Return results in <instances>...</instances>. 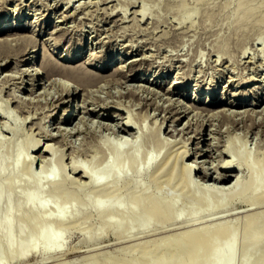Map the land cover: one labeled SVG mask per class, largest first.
<instances>
[{"label":"rangeland","instance_id":"1","mask_svg":"<svg viewBox=\"0 0 264 264\" xmlns=\"http://www.w3.org/2000/svg\"><path fill=\"white\" fill-rule=\"evenodd\" d=\"M33 1L34 0H0V15L7 16V19H12V21H15L16 17L22 14V19L18 22H15L24 23L22 30H19V32H23L22 34L28 33L29 39H32V41L35 40L36 37L40 40L41 43H43L42 41L46 40V47L50 49L52 47V49H54L53 58L58 61V68L59 66L60 68L55 72V75H47L45 73L46 66L42 63L44 59L42 60L41 58L39 64L40 66L42 65L41 68L44 72L42 75L43 80L47 79L46 81L48 82L51 79L57 77L59 73H61L58 77L62 78L63 83L66 82L67 88H69L70 85L71 87H76V81H74L70 77L68 78V76L62 72L61 66L65 67L64 64H68L82 66L88 70L90 69L89 71H91L90 73L92 74V76H88L83 82L92 83L91 81L94 80L93 78L96 77L97 83H95V81L93 85H89L88 89L90 88V90H83L81 86L78 87V91L80 89L81 91L78 93L77 96L73 97L72 101H70L68 105H66L72 110L75 107L76 112H78V115L72 120V123H70L69 125H74L78 121V119L84 114V107L82 105H88V108H91L92 106L93 108H95L96 111H98L99 109L100 110L98 111V113L96 112V114L95 112H93L92 114H89V116L87 115L89 117H87V122L90 124L95 123L94 125H96L97 123L95 121L92 122V120L97 121L99 119L97 121L98 123H100L98 124L100 126L99 129L101 127L104 128H101L102 130L100 129L99 131H97L99 133L95 132L96 134L92 132L87 133L83 130L77 133V135L74 134L69 136L74 140L68 137L67 139H65L64 137H62V135H60L61 131L57 130L58 128H54L55 125L51 126L50 124H48V120L50 119V116L48 117V115H50L49 113H53L54 110H57V114L52 117L51 122H53L59 115L61 116L64 113V110L61 107L56 108V106L58 105V101H56V98H51L50 96L49 98H43V102H40L39 100V102H33L34 104L30 103L26 105L25 108L20 107L21 105L19 106V103H17V99H19L17 95L22 94L24 97H27V93H30L29 90H19V87L21 85V78H16V81L15 79H10L12 82L4 78L6 72H9L10 70V72H13L12 70L19 63V60L18 62H16V57L10 58L9 62L11 67L2 65L0 66V93H2L0 94V110H4V112L7 113V117L5 119L2 118V120H7L8 124L12 127L10 130H6L5 128L3 130L0 127V130H2L0 133V141L3 143V145L0 147V192L2 193L0 199V261L2 262V264H120L119 261H121L122 259L132 261L133 264H161L162 261L168 260L172 261V264H213L214 260H210L212 262L209 261V258L211 259L212 257L211 254L213 250H211L213 244V242L211 243V241L215 240L214 237H218V235V240H220V243L215 242L214 244H221V241L225 243L232 235H234L235 256L233 264H241L242 262H244V260H246L249 264H264V212H261V217H257L258 220H256V222L254 221V219V223L249 224L245 216V213H247L245 210H247V208H243V202L241 201L242 197L250 195L256 188H258L259 191H264V168L261 170L262 172H257V170L262 167V162L264 161L261 160V157L264 156L261 154V151H263L264 154V146L262 145V143L264 142V111L262 110V108L264 109V0H69L70 3L67 2L68 0H35V2ZM54 1H56L55 4ZM47 3H49L50 5ZM87 3L89 6L87 5ZM30 8H32V10ZM124 8L126 9V11ZM141 9L145 11L146 15L139 13ZM122 13L124 16L122 15ZM33 20L38 22L36 23ZM12 21L8 20V23H11ZM35 26H37V28ZM40 28L43 30H41ZM63 32L65 33L63 34ZM49 34L51 35V37ZM58 34L62 36L60 37V35ZM32 36H34L35 38H32ZM58 40L60 43H58ZM55 42L57 45L55 44ZM32 46L33 44L30 46V50L26 52V55L32 52ZM245 49H248L247 53ZM95 51L99 54H97ZM243 51L245 53H242ZM75 52L76 54L82 52L81 58L79 60H64ZM100 54H103V56ZM243 54H246V56ZM6 58L3 59L2 57H0V63L6 61ZM18 58L20 59L21 55H19ZM108 59H110V61L107 63ZM129 59H131V61ZM133 59H135L136 62L134 66L139 67L141 65L139 67L141 68L140 70L133 71L131 67ZM119 60L125 63L124 70L122 71L123 73L125 71V74L123 75L121 72V74H118L111 78L112 75L110 74L116 71L115 68L116 65L119 64ZM246 61L249 64H247ZM244 62V65H247V68L243 65ZM105 64L107 65L105 69L100 70L99 68H97V65L103 66ZM146 67H148L149 69ZM131 72L134 73L133 78L127 79ZM143 72L145 73L144 76L146 78L139 80V75L141 76ZM100 74H109V76H107V79L100 78ZM155 74L158 76L155 77ZM114 77H116V79ZM245 77L248 78V81L246 80L247 82H245L246 84L243 87H239L238 84L241 85ZM2 78L5 80L1 81ZM90 78H92V80ZM124 78L126 80H124ZM149 78L150 82L148 83L147 79ZM102 80L105 81L106 86H108L110 83L112 87H106ZM3 81H5V83ZM2 82L4 86L2 85ZM116 82H118L119 84H117ZM141 82L145 85H143V88L142 85H140L142 84ZM170 82H172V84L176 87L183 86L182 90L180 92L175 91L174 93H165V88H167ZM210 82L217 84L213 93L208 88V86L211 84ZM99 83H102L101 89ZM14 86H17L18 89ZM144 87L149 90H143ZM51 88L50 91L53 90L54 93L59 95V91H55L57 90L56 86L52 85ZM103 88L106 92L103 90ZM153 88L155 89L153 90ZM129 89L136 90L140 93V96L142 97L144 96V94L146 95V93L151 96L154 92L156 93L155 95H157L158 99L160 98L159 101L161 104L165 103L166 99H169L168 101L166 100V103H169L170 101L172 102L176 99L173 103L176 104L177 107H179L180 105V109L189 107L188 110H193L191 111L190 115L183 116L181 119H179V121L177 120L176 122L173 121V118L175 117L173 116V112L161 110L157 107V104H151V101L147 102V100L144 98L128 95ZM245 89L247 90V92L245 91ZM12 90H14V92ZM15 90L18 92L15 93ZM86 90L87 93L85 94H90V96L88 95L90 99H87L85 104V100L83 99L85 96L84 91L86 92ZM157 90L159 92L158 94ZM171 90L173 91V88ZM195 90H197V94L199 95L197 97L195 96V94L191 95V93H193ZM236 90L238 92L241 91V93H236L235 95ZM149 91L151 92L149 93ZM10 92L13 95H16V99L13 98L15 95L12 96ZM37 93L39 92L35 91L33 95ZM116 93H118L119 95ZM212 94L214 95L212 103L210 104L209 102H207L203 104V99L207 96V100L210 99ZM98 95H102L103 97ZM110 95L113 96V100L114 98L116 99L117 96H119L118 99L121 97L120 100L122 99L121 101H124V104L126 106L129 105L128 107L124 105V108L128 109L115 110L113 108H106V110L105 108H102V103L109 100L111 98ZM129 96L130 98H128ZM234 96L236 97V99H234ZM131 98L132 100H130ZM241 98L247 99L243 103L244 106L240 105L239 103V100L241 101ZM91 99L96 100V102L94 100L90 101ZM216 99H221L223 103L219 106L229 108L228 111H231V113L233 112L232 114L234 115L239 109L240 111H243L245 108H250L248 109L249 112L251 113V111H253L254 115H256L257 123L255 125L257 127L255 125L250 126L249 123L251 122L249 121L251 120L248 119L247 112H243L240 113V116L238 114L235 115L236 118L241 117L242 119H236V122L233 123L231 121L230 124L228 123L230 122L229 120L224 119L223 121V119H219L217 117L211 119V123L210 120L209 122H207L208 119H206L202 126V134L196 133V125L200 123V119L203 118V115L206 113L205 111H202L199 107H215L217 106L215 105L214 101ZM230 100H235L232 105H230ZM55 101L57 102V104L55 103ZM89 101L92 103H89ZM97 101L99 102V104ZM46 102L49 105H47ZM16 103L18 106H16ZM35 103L37 105H35ZM41 103L48 106V111H46L45 105L43 106V104ZM93 103H95L96 107ZM178 103L183 104L181 105ZM38 104L41 105L39 106ZM27 106L28 110L26 108ZM192 106L193 108H191ZM39 107L41 108L39 109ZM50 107L52 109H50ZM194 108H196V110ZM21 109H24V111L22 112ZM32 109L33 112H31ZM199 109L202 111L201 118L193 119L191 121V126L187 127L188 123L186 124V121L188 120L189 116L192 117V114L196 111L198 112ZM36 110L38 111V113ZM72 110L70 112H72ZM159 110H161L162 112ZM146 111H149L150 118L147 117L145 120H138L137 118H135L136 115L137 117H140ZM153 111L158 115L155 114L154 116ZM255 111L258 113H255ZM30 112L32 114H35L36 112V116H33L34 114L32 115ZM45 112L46 115L48 113L47 116L44 114ZM108 112H112L113 118L105 116L109 114ZM119 112H122V114H118ZM203 112L205 113L203 114ZM102 113H104V116H101ZM130 113H133L135 116L133 114L129 115ZM42 114L45 117H42ZM25 115L30 116L25 117ZM38 115L41 117H39ZM127 115L133 117L131 118L132 121L136 119V127L133 129L134 131H130L134 134V136L133 134H128L130 132L117 131V128H115V130L116 133L118 132V134H116L115 131L110 130L114 129L113 125L115 126L117 122H122V120L125 121L126 118V120L130 119V117L128 118ZM260 116L262 119H260ZM43 119H45L46 121ZM42 120L44 121V124L42 123ZM157 120L160 123L165 120L166 124L164 123L162 130L164 133H162L164 135V138L166 137V141L170 142V146L175 143H178V145H182L183 143L187 142L188 145L191 146V154L190 156H188V162L197 163L196 161H193L196 158L195 155H197L196 150L199 149L204 152V150L207 148L211 150L213 146V156L210 155V151L204 155L202 154L203 152H201L197 156L198 163H204V166H206L209 171L211 170L210 172H213L214 175L216 174V168H213V166L216 163H221V158L224 155L222 154V151L226 147V142L227 144L229 143L228 140H230V136L233 135L235 137V141L233 143L234 149L230 152L231 156L229 157L224 155L223 158L226 157L227 159L228 157V159H235L236 161L240 162L239 163L235 161L231 163V167H235L234 169H236V176L232 177V180H234L235 182L238 179V184L237 189H235L234 191L225 192L223 191L225 189H223L222 191L225 193H209L200 187L198 188V193L207 196L208 202H198L196 204L199 206V213L196 217H202L200 219V225H203V229H206L209 237V240L206 239L200 247L195 248L192 242H188L185 244V250L182 253L176 252L179 251L176 249L175 252H173L171 255H166L164 252H162L155 256L146 255L145 257H141L140 253H138L137 251L134 252L121 250L120 247L124 244L123 242H125V244H130L132 242L144 241L146 239L161 237L162 235L174 233L179 230L181 231L184 228L186 229V227L194 226H188V223H183V221L190 220L191 215L188 214V208L180 204L181 201L183 202L182 197L175 207L176 213L181 215L183 214L180 218L177 217L176 219H174V222L171 225L162 228L155 227L160 222L155 217H152L148 225L150 226V229L143 232L142 230L145 228V224H141L143 222H146L147 214L142 209V207L137 206V217L135 218L133 215H130L129 211H127L129 208L127 197H123L120 202V207L126 209V216L124 218H121L119 216H113L112 218H110L111 221L107 222L105 219H102L98 216L96 207L94 206H81L77 203H68L65 207H59L56 202L51 199L49 200V198H51L52 196L49 194L50 187L49 184L45 182L44 177L48 173L53 172L58 178H64L65 176L71 175L72 177L79 178L80 175L77 173L75 174L73 172L72 168H70L71 165L69 164V162L72 160L71 156L72 158H74L78 155L75 159H81L82 154L83 156H85L84 158L87 161L85 163V159L83 158V162L86 164V167L89 168L94 175H98L99 173H101L102 168L99 165L88 162V159L86 158L87 155L83 151L86 148H89L90 145H92V142L96 144L98 142V139L100 140L102 134L109 133L107 135H110L113 140H115V138H117V140H120V138H122V140L125 139L123 140L121 145V152L112 151L111 149L108 150L110 162L107 168L109 169V171L112 172L114 168L119 167L120 155L130 153L138 147L139 151L137 153V165L142 166V172L136 175V172H134L133 167L131 165V161L129 159H127L125 162V171H127V174L129 175L135 174L139 182H145L147 170H151V166L146 168L145 159H147V156L158 153L156 147L154 146V141L152 139V132L157 127ZM195 120H197V122ZM213 120L215 121V125L212 122ZM194 121L196 122V124ZM226 121L231 127L227 125ZM45 122L47 123V125H45ZM109 122L112 124H110ZM216 122H218V124L220 125H217ZM102 123L103 125H101ZM137 125H139L140 127ZM244 125H246L247 129H245ZM41 126L42 128L44 127L43 130L45 131H42V128H40ZM45 127L47 129H50V131L52 130L51 132L55 134H47V130ZM170 127H175L176 129L174 128L172 131H169L171 129ZM211 127H213V129ZM39 128L41 130H39ZM231 128L233 129V131ZM37 131H40L41 133H38ZM100 131H102V133ZM173 131H175L176 134H174ZM216 131H218V133ZM34 132L36 137L34 135ZM85 133L87 134V137H85ZM100 133L101 135L99 136ZM113 133L116 136L121 135L122 133L124 137H121V135L118 136L120 137L119 139L118 137L114 138L115 135ZM193 133L196 137L193 135ZM31 135H34L35 139L42 140L40 144L41 146L38 145L36 150H30L31 157H33L34 160L33 169L35 172L33 174H29L23 171L24 155H27L29 153L27 149V144L31 139L30 137H33ZM212 135L214 136L212 137ZM131 136L135 138H132ZM233 136L231 139H233ZM61 137L65 142L61 141ZM173 137H175L176 139L174 138L175 141L172 142ZM262 137L263 139L261 140ZM85 138H87V140ZM90 138H93V140H90ZM129 138L132 140L130 141ZM213 138H216V140L213 141ZM57 139H60V143H56L58 142ZM83 139L86 141H84ZM54 140L57 141L55 142ZM67 140H69L71 143ZM94 140H97V142H95ZM90 141L92 142L90 143ZM46 142L49 145L54 143L55 146H57V144L59 145V147H55L54 145L53 147L51 145L53 149L57 148V150H55L57 152L51 150V152L53 151L52 154L48 153V157H50V160L52 162L50 163L51 166H45L46 162L43 163V161L40 160L42 159L40 155L43 151L42 149H44V146H46L47 144ZM49 142L52 143L50 144ZM73 142L74 144H72ZM82 142L84 143L85 147L83 145L81 146ZM210 142H214L213 145H210ZM217 142L220 143L218 144ZM197 143L200 144L198 149H196V146L198 145ZM62 145L64 147L63 149L65 150L62 149ZM74 145L76 147L78 145V149H74ZM93 146L95 145L93 144L91 147ZM58 148L64 151L62 153L64 155L65 161L63 165L65 168V163L68 162L67 165H69V167L67 166L66 169H64L67 171L68 168L69 170L67 172L64 171L62 169L63 167L60 166L59 163L56 161V156L58 155L57 153H61ZM71 149L77 150L78 152ZM145 150L147 152H145ZM73 152L78 154L74 155ZM165 152L166 149L163 150V154H161L159 158L163 157ZM72 153L74 156L72 155ZM29 155L30 154H28V156ZM17 156H20L21 160L19 164L14 168V166L12 165V161ZM258 157L261 159L259 160ZM66 159H68V161ZM246 159L249 161L250 164L254 166V169L257 172V176L254 180H250V170L246 166ZM80 161H82V159ZM201 170H203V168ZM196 171L197 170H193L192 175L195 181L198 183L203 184L211 182L215 183V185L218 184L221 187L224 186L222 188H225L227 186L226 184H228L226 182H219L213 178L206 182V180L204 178L203 180L201 177L203 173L199 172V170L197 172ZM197 174H199V176ZM10 176H14L15 183L6 187V183L9 181ZM38 177L42 178L41 187L35 189L30 184L31 182H34ZM174 193L175 190L173 189V187L168 185L164 189L162 195H164L165 197H170ZM221 194H223L222 200H220ZM180 196L182 195L180 194ZM32 197H36L39 201L42 200V203L36 204L34 202L33 205L26 206L25 202L28 199H31ZM58 199L59 202L63 200L62 197H59ZM261 208L264 211V205L256 209L258 211L259 209L261 210ZM109 210L110 209H107V211ZM85 212H91L92 215L89 217H85ZM27 215H31V220L28 224L25 223L24 220L25 216ZM6 217H11V223L8 227L4 223H2V220ZM45 217L48 220L46 226L47 231H57V235L54 237L50 244H47L46 238L38 231V228L43 223ZM60 218H62L63 221L66 223L64 227L60 230H55L57 227V222ZM127 223L131 224V240H116L115 231L118 228L124 229ZM7 230H9L10 236L6 235ZM14 243H16V246H14ZM32 244H34V247L32 246ZM11 248L13 249V253L11 252ZM192 254L194 255V260L190 257L193 256Z\"/></svg>","mask_w":264,"mask_h":264},{"label":"bare ground","instance_id":"2","mask_svg":"<svg viewBox=\"0 0 264 264\" xmlns=\"http://www.w3.org/2000/svg\"><path fill=\"white\" fill-rule=\"evenodd\" d=\"M2 1H4V0H2ZM9 1V0H8ZM63 1V0H62ZM76 1V0H75ZM134 1V0H133ZM33 2H35V0L33 1ZM55 2L56 1H54V4H55ZM61 2V1H60ZM67 2H69V0L67 1ZM81 2V1H80ZM82 2H84V1H82ZM136 2V1H135ZM2 3V2H1ZM24 3V2H23ZM42 3H44V2H42ZM46 3V2H45ZM70 3V2H69ZM85 3H86V1H85ZM88 3H89V1H88ZM88 3H87V5H88ZM130 3V2H129ZM134 3V2H133ZM3 4H4V2H3ZM32 4V3H31ZM47 4H49V3H47ZM58 4V3H57ZM66 4V3H65ZM81 4V3H80ZM79 4V5H80ZM132 4V3H131ZM50 5V4H49ZM59 5V4H58ZM82 5H85V4H82ZM81 5V6H82ZM86 5V6H87ZM55 6V5H54ZM89 6V5H88ZM42 7V6H41ZM56 7V6H55ZM85 7V6H84ZM16 8H17V6H16ZM35 8V7H34ZM22 9V8H21ZM31 10H32V8H30ZM52 9H54V8H52ZM77 9V8H76ZM125 9V8H124ZM20 10V9H19ZM66 10V9H65ZM69 10V9H68ZM79 10V9H78ZM138 10V9H137ZM136 10V11H137ZM35 11H36V9H35ZM125 11H126V9H125ZM141 11V12H140ZM139 11V13H142V14H145L146 15V13H145V11L143 10V9H141ZM44 12V11H43ZM62 12V11H61ZM60 12V13H61ZM84 12V11H83ZM119 12V11H118ZM129 12V11H128ZM42 13V12H41ZM50 13V12H49ZM63 13V12H62ZM88 13V12H87ZM137 13V12H136ZM135 13V14H136ZM35 14V13H34ZM38 14V13H37ZM76 14V13H75ZM127 14V13H126ZM42 15V14H41ZM40 15V16H41ZM60 15V14H59ZM67 15V14H66ZM74 15V14H73ZM112 15V14H111ZM122 15H123V13H122ZM128 15V14H127ZM58 16V15H57ZM62 16V15H61ZM69 16V15H68ZM71 16H72V14H71ZM114 16V15H113ZM124 16V15H123ZM137 16V15H136ZM7 16H2V15H0V57H2L3 59L4 58H6V57H8V58H6V61H4L3 63L1 62L0 63V66L2 65V66H10L11 67V65H10V58H14V57H16L15 58V60L17 59V61L16 62H18V60H19V63L13 68V72H6L5 73V79H7V80H9V81H11L10 79H15V81H16V78H21V85H20V87H19V90H29V94L27 93V97H24L22 94L21 95H17L18 96V98L19 99H17L18 100V102L17 103H19V106L20 107H23V108H25V106L26 105H28V104H32L33 102H35V101H38L39 102V100H40V102L42 101L43 102V100L45 99V98H49L50 96H51V98H56V101H58V105L56 106V108H58V107H61L63 110H64V113L60 116H58L53 122H51V120H52V117H54L56 114H57V110H52L53 111V113H49L50 115H48V113H47V115H48V117L50 118L49 120H48V124H50L51 126H53V125H55L54 126V128H58L57 130H59V131H61V134L60 135H62V137H64L65 139H67V137L68 138H71V137H69L70 135H74V134H76L77 135V133H79L80 131H85V132H87V133H90V132H92V133H95V132H97V131H99L101 128H104V127H101L100 129H99V125L98 124H100V123H98L97 121L99 120H92V122L93 121H95L97 124L96 125H94V124H90V123H88L87 122V120H88V116H89V114H92L93 112H95V114H96V112L98 113V111L100 110H98V111H96L95 110V108H93L92 106H91V108H88V105L86 106V105H82L83 107H84V109H83V112H84V114H83V112H82V116L78 119V121L74 124V125H72V126H70L69 124L70 123H72V120L78 115V112H76V108L74 107V109L72 110L71 108H68V106H66V105H68V103L70 102V101H72V99H73V97H75V96H77L78 95V93L81 91V89L78 91V87H80L81 86V88L83 89V90H85V89H88V87H89V85H93V83L97 80V78L95 77V78H93L94 80H92V78H90L92 81V83H85V82H83L88 76H92V74L90 73L91 71H89L88 69H85L84 67H82V66H75V65H68V64H64V66L65 67H62L61 66V68H62V72L65 74V75H67L68 76V78L70 77L71 79H73L74 81H76V83H77V86L76 87H71V85H70V87L69 88H67L66 87V82L65 83H63L62 82V78H60V77H58L61 73H59V75H57V77H55L54 79H51L50 81H46L47 79H45V80H43V77H42V75H43V69L41 68V66H40V64H39V61H40V59L42 58V60H43V64L46 66V70H45V73L47 74V75H55V72L60 68V66H59V68H58V61H56L55 60V58H53V51H54V49H52V47H51V49L50 48H47L46 47V43H45V41H42L43 43H41L40 42V40L37 38H35L34 36H32V38L34 37L35 38V40H33L32 41V39L30 40L29 39V35H28V33L27 34H22V33H20L19 32V30H22V28H23V26H24V23H15V22H18V21H20L21 19H22V14L21 15H19V16H17L16 17V19H15V21H12V19H7L6 18ZM42 17V16H41ZM56 17V16H55ZM122 17V16H121ZM125 17H127V16H125ZM143 17V16H142ZM37 18H39V17H37ZM76 18V17H75ZM125 19V18H124ZM8 20L10 21H12L11 23H8ZM38 20V19H37ZM40 20V19H39ZM66 20V19H65ZM115 20V19H114ZM113 20V21H114ZM126 20V19H125ZM33 21H35V20H33ZM111 21V20H110ZM122 21H123V18H122ZM36 22V21H35ZM38 22V21H37ZM36 22V23H37ZM40 23V22H39ZM67 23V22H66ZM115 24H117V23H115ZM36 25H38V24H36ZM60 25V24H59ZM32 26V25H31ZM36 28H37V26H35ZM34 27V28H35ZM34 28H32V29H34ZM62 28V27H61ZM31 29V30H32ZM41 29V28H40ZM39 29V30H40ZM56 29V28H55ZM54 29V30H55ZM60 29V28H59ZM36 30V29H35ZM35 30H33V31H35ZM41 30H43V29H41ZM54 30H52V31H54ZM63 30V29H62ZM108 30V29H107ZM47 31H48V29H47ZM49 31H51V30H49ZM65 31V30H64ZM67 31H68V28H67ZM42 32V31H41ZM60 32V31H59ZM117 32V31H116ZM58 33V32H57ZM61 33V32H60ZM65 32H63V34H64ZM97 33H98V30H97ZM38 34V33H37ZM51 34H53V33H51ZM67 34V33H66ZM65 34V35H66ZM110 34V33H109ZM109 34H107V35H109ZM28 35V36H27ZM31 35V34H30ZM50 35V34H49ZM58 35H60V34H58ZM57 35V36H58ZM123 35V34H122ZM53 36H55V35H53ZM52 36V37H53ZM62 35H60V37H61ZM113 36H114V34H113ZM48 37V36H47ZM50 37H51V35H50ZM112 37V36H111ZM101 38V37H100ZM45 39V38H44ZM60 39V38H59ZM64 39V38H63ZM63 39H61V40H63ZM103 39V38H102ZM138 40V39H137ZM146 41V40H145ZM158 41V40H157ZM48 42V41H47ZM57 42V41H56ZM56 42H55V44H56ZM147 42H148V40H147ZM52 43V42H51ZM58 43H60L59 42V40H58ZM150 43V42H149ZM33 44V48H31V53H29V54H27L26 55V52L28 51V50H30V46ZM123 44V43H122ZM127 44H129V43H127ZM131 44V43H130ZM51 45V44H50ZM49 45V46H50ZM57 45V44H56ZM134 45V44H133ZM35 47V48H34ZM55 47V46H54ZM129 47V46H128ZM127 47V48H128ZM56 48V47H55ZM126 48V49H127ZM125 49V48H124ZM92 50H95V49H92ZM131 50H132V48H131ZM246 50V53L248 52V49H245ZM244 50V51H245ZM123 51V50H122ZM145 51V50H144ZM143 51V52H144ZM242 52V53H245V52ZM96 52V51H95ZM131 52V51H130ZM129 52V53H130ZM82 52H80V53H78V54H76V52L75 53H73V54H71L69 57H67L66 59H64L65 61H76V60H79L80 58H81V54ZM97 53V52H96ZM95 53V54H96ZM140 53V52H139ZM24 54H25V56H24ZM90 54H92V53H90ZM97 54H99V53H97ZM144 54V53H143ZM146 54V53H145ZM19 55H21V58L19 59L18 58V56ZM92 55H94V54H92ZM100 55H102L103 56V54H100ZM243 55H245L246 56V54H243ZM249 55H250V53H249ZM23 56V57H22ZM43 56V57H42ZM67 56V55H66ZM86 56V55H85ZM98 56V55H97ZM252 56V55H251ZM84 57V56H83ZM144 57V56H143ZM64 58V57H63ZM90 58H91V56H90ZM96 58V57H95ZM112 58V57H111ZM140 58V57H139ZM247 58V57H246ZM136 59H137V57H136ZM250 59V58H249ZM248 59V60H249ZM2 60V59H1ZM15 60H13V61H15ZM130 61H131V59H129ZM134 60V61H133ZM132 60V69H133V71H137V70H140L141 68H139V67H136V66H134L135 64H136V62H135V59H133ZM139 60V59H138ZM216 60V59H215ZM252 60V59H251ZM103 61V60H102ZM110 61V59H108L107 60V63ZM120 61V60H119ZM223 61V60H222ZM250 61V60H249ZM118 62V61H117ZM253 62V61H252ZM140 63V62H139ZM246 63H247V61H246ZM245 64V62L243 63V65ZM247 64H249V63H247ZM131 65V64H130ZM160 65V64H159ZM172 65V64H171ZM106 64L105 65H103V66H99V65H97V68H99L100 70H103V69H105L106 68ZM158 66V65H157ZM162 66V65H161ZM246 68H247V65H244ZM115 67V66H114ZM124 67H125V63L124 62H122V61H120L119 62V64L118 65H116V71L114 72V70H113V72L114 73H112V74H110V75H112L111 76V78L113 77V76H116V75H118V74H121V72L124 70ZM150 67V66H149ZM159 67V66H158ZM164 67V66H163ZM16 68V69H15ZM45 68V67H44ZM146 68H148V67H146ZM168 68H169V66H168ZM149 69V68H148ZM148 69H145V70H148ZM159 69V68H158ZM157 69V70H158ZM61 70V69H60ZM126 70V69H125ZM156 70V69H155ZM166 70V69H165ZM154 71V70H153ZM158 72V71H157ZM18 73H19V75H18ZM93 73V72H92ZM147 73V72H146ZM153 73H155V72H153ZM122 74L124 75L125 74V71H124V73L122 72ZM144 72L141 74V76L139 75V80H141V79H144V78H146L145 76H144ZM63 75V74H62ZM62 75H61V77H62ZM64 75V76H65ZM96 75H97V73H96ZM101 75V74H100ZM235 75H238V74H235ZM243 75V74H242ZM67 76H66V78H67ZM99 76V75H98ZM97 76V77H98ZM107 76H109V74L108 75H101L100 76V78H108ZM133 76H134V73H132L131 72V74L129 75V77H127V79H131V78H133ZM156 76H158V75H156L155 74V77ZM160 76V75H159ZM51 77V76H50ZM124 77V76H123ZM181 77V76H180ZM241 77V76H240ZM251 77H255V76H251ZM52 78V77H51ZM110 78V77H109ZM115 79H116V77H114ZM113 78V79H114ZM239 78V77H238ZM244 78V77H243ZM247 77H245V79L243 80V82L241 83V85H239L238 84V86L239 87H243L246 83L245 82H247L248 81V78L246 79ZM257 78V77H256ZM5 79H1V81L2 80H5ZM71 79H70V81H71ZM119 79V78H118ZM120 79H121V77H120ZM154 79V78H153ZM232 79H234V78H232ZM249 79H250V77H249ZM100 80V79H99ZM98 80V81H99ZM109 80V79H108ZM112 80V79H111ZM124 80H126L125 78H124ZM133 80V79H132ZM182 80H183V78H182ZM236 80V79H235ZM234 80V81H235ZM240 80H242V79H240ZM247 80V81H246ZM14 81V82H15ZM103 81V80H102ZM117 81H119V80H117ZM153 81V80H152ZM4 83H5V81H3ZM3 82H2V85H3ZM12 82V81H11ZM86 82H87V80H86ZM89 82H90V80H89ZM104 82V84H105V81H103ZM102 82V83H103ZM113 82H114V80H113ZM121 82V81H120ZM147 82L149 83L150 82V78L149 79H147ZM7 83V82H6ZM17 83V82H16ZM95 83H97V81L95 82ZM102 83H99L100 85V89H101V84ZM117 84H119L118 82H116ZM122 83H123V81H122ZM121 83V84H122ZM142 83V82H141ZM155 83V82H154ZM211 83V84H210ZM209 84V86H208V88H209V90L213 93L214 91H215V86H217V84H214V83H212V82H210ZM216 83H217V80H216ZM239 83H240V81H239ZM8 84V83H7ZM13 84V83H12ZM18 84V83H17ZM16 84V85H17ZM68 84V83H67ZM125 84H126V82H125ZM138 84V83H137ZM140 84V83H139ZM234 84V83H233ZM15 85V84H14ZM52 85H54V86H56V88H57V90H55V91H59L58 93H59V95H57L56 93H54V91L52 90V91H50L51 89H53V88H51L52 87ZM98 85V84H97ZM140 85H142V88H143V83L142 84H140ZM148 85V84H147ZM156 85V84H155ZM154 85V86H155ZM4 86V85H3ZM2 86V87H3ZM6 86V85H5ZM104 86V85H103ZM105 86H106V84H105ZM109 87L111 86V84L109 83V85H108ZM108 86H106V87H108ZM113 86H114V84H113ZM115 86H118V85H115ZM120 86V85H119ZM122 86V85H121ZM129 86V85H128ZM132 86H133V84H132ZM135 86V85H134ZM145 86V85H144ZM257 86V85H256ZM15 87V86H14ZM95 87V86H94ZM96 87H98V86H96ZM112 87V86H111ZM131 87V86H130ZM138 87H140V86H138ZM182 87L183 86H180V87H176L175 85H173L172 84V82H170L169 83V85L167 86V88H165V93H174L175 91H177V92H180L181 90H182ZM1 88V87H0ZM9 88H10V84H9ZM13 88V87H12ZM15 88H17V86L15 87ZM51 88V89H50ZM173 88V91L171 90ZM252 88V87H251ZM3 89V88H2ZM2 89H1V91H2ZM18 89V88H17ZM93 89V88H92ZM97 89V88H96ZM109 89V88H108ZM119 89H121V88H119ZM119 89H117V90H119ZM155 88H153V90H154ZM196 89V88H195ZM244 89V88H243ZM4 90H5V87H4ZM88 90H90V88L88 89ZM103 90L105 91V89L103 88ZM103 90H101V91H103ZM106 90H107V88H106ZM143 90H149V89H147V88H145L144 87V89ZM13 92H14V90H12ZM16 91V90H15ZM35 91H38L39 93H37V94H35V95H33L34 94V92ZM97 91H99V90H97ZM109 91V90H108ZM129 92H128V95H131V96H138L139 98H144V99H146L147 100V102L148 101H151L150 103L151 104H157V107L158 108H160L161 110H167L168 112L169 111H171V112H173V116H175L174 118H173V121H176L177 122V120L179 121V119H181L183 116H188V115H190V113H191V111L193 110H188L189 109V107H186V108H184V109H180L179 107H180V105H179V107H177L176 106V104H174L173 102L176 100L174 97V101H170L169 103H166V100H165V103H160V98L158 99V97H157V95H155L156 93H154L153 92V95H151V96H149V94H147L146 93V95L144 94V96L142 97V96H140V93L139 92H137L136 90H134V89H129L128 90ZM141 91V90H140ZM245 91L247 92V90L245 89ZM18 91H16L15 93H17ZM91 92V91H90ZM106 92V91H105ZM124 92V91H123ZM123 92H122V94H123ZM151 91H149V93H150ZM235 92V91H234ZM11 93V92H10ZM82 93V92H81ZM85 93H87V90H86V92L84 91V99L83 100H85L84 102H85V104H86V100L87 99H90L89 98V96H90V94H85ZM119 93V92H118ZM118 93H116V94H118ZM121 93V92H120ZM125 93V92H124ZM143 93H145V92H143ZM159 92H158V90H157V94H158ZM162 93V92H161ZM236 93H241V91H237L236 90V92H235V95H236ZM256 93V92H255ZM0 94H2V93H0ZM9 94V93H8ZM19 94V93H18ZM93 94V93H92ZM94 94H95V92H94ZM93 94V95H94ZM98 94V93H97ZM96 94V95H97ZM114 94V93H113ZM142 94V93H141ZM192 94H195V96L197 97V96H199L198 94H197V90H195L193 93H191V95ZM10 95V94H9ZM11 95L12 96H14L12 93H11ZM26 95V94H25ZM30 95V96H29ZM93 95H91V96H93ZM119 95V94H118ZM174 95V94H173ZM213 95V94H212ZM211 95V98L210 99H208L207 100V97L206 98H204L203 99V104L204 103H207V102H209L210 104L212 103V100H213V97H214V95L212 96ZM238 95V94H237ZM248 95V94H247ZM20 96V97H19ZM29 96V97H28ZM98 96H102V95H98ZM108 96V95H107ZM111 96V95H110ZM109 96V97H110ZM160 96V95H159ZM10 97V96H9ZM36 97H37V99H36ZM103 97V96H102ZM109 97H108V99H109ZM113 96H111V100L109 99V100H107V101H105V102H103L102 103V105H103V107L102 108H113V109H118V110H125V109H128V108H124L126 105L124 104V101L122 102L121 100H120V98L118 99V97L119 96H117V98L115 99L114 98V100H113V98H112ZM168 97H169V95H168ZM235 97V96H234ZM13 98H15L16 99V95L13 97ZM44 98V99H43ZM93 98V97H92ZM106 98V97H105ZM105 98H104V100H105ZM122 98H123V95H122ZM128 98H130V96L128 97ZM167 98V97H166ZM177 98V97H176ZM10 99H12V98H10ZM36 99V100H35ZM118 99V100H117ZM162 99H163V96H162ZM161 99V100H162ZM178 99V98H177ZM234 99H236V97L234 98ZM14 100V99H13ZM92 100H94V99H91L90 101H92ZM103 100V101H104ZM124 100V99H123ZM127 100V99H126ZM130 100H132V98L130 99ZM129 100V101H130ZM136 100V99H135ZM140 100V99H139ZM169 100V99H168ZM167 100V101H168ZM172 100V99H171ZM181 100V99H180ZM201 100V99H200ZM224 100V99H223ZM247 99H245V98H241V101L239 100V103H240V105H243V103L246 101ZM12 101V100H11ZM52 101V100H51ZM55 101V103L57 104V102ZM89 101V103H92V102H90ZM95 102H96V100H94ZM100 101V100H99ZM177 101H179V100H177ZM182 101V100H181ZM215 101V105H217V106H215V107H210V106H204V107H199V105H198V107L199 108H201V110L202 111H205V112H203V118H201V114H202V111L200 110V112H199V110H198V112L196 111V112H194L193 114H192V117H190L189 116V118H188V120L186 121V124L188 123V126L187 127H189V126H191V121L193 120V119H200V123L199 124H197L195 127V132L196 133H198V134H202V126H203V124H204V122H205V120L206 119H208V121L207 122H209V120H210V123H211V119H214V118H221V119H223V121H224V119L225 120H229L230 122H228L229 124L231 123V121H232V123L233 122H236V119H242L241 117L239 118H236L235 117V115L236 114H238L239 116H240V113H243V112H247V116H248V119H250L251 121H249L248 119V121L249 122H251V123H249L250 124V126H254L257 122H256V115H254V112L253 111H251V113L249 112V110L248 109H250V108H243L244 110L243 111H240V109L236 112V114L234 115V114H232L231 113V111H228L229 110V108H226V107H220L219 105H221L223 102L221 101V99H216V100H214ZM235 100H230L229 102H230V105H232L233 104V102H234ZM261 101V100H260ZM98 102V101H97ZM102 102V101H101ZM135 102V101H134ZM145 102V101H144ZM263 102V101H262ZM17 103H16V106H18L17 105ZM48 103H50V102H48ZM131 103V102H130ZM142 103V102H141ZM183 103H186V102H183ZM182 103V104H183ZM214 103V102H213ZM238 103V104H239ZM34 104V103H33ZM41 104H43V103H41ZM40 104V105H41ZM46 104H47V102H46ZM94 104V106H95V103H93ZM98 104H99V102H98ZM128 104V103H127ZM149 104V103H148ZM150 104V105H151ZM178 104H181V103H178ZM181 104V105H182ZM35 105H37L36 103H35ZM39 105V104H38ZM39 105V106H40ZM45 104H43V106H44ZM47 105H49V104H47ZM51 105V104H50ZM54 105V104H53ZM92 105V104H91ZM101 105V104H100ZM100 105H98V106H100ZM125 105V106H124ZM184 105H186V104H184ZM192 105V104H191ZM191 105H189V106H191ZM236 105V104H235ZM30 106V105H29ZM42 106V107H43ZM129 106V105H128ZM128 106H126V107H128ZM138 106H139V104H138ZM137 106V107H138ZM155 106V105H154ZM196 106H197V104H196ZM244 106V105H243ZM31 107H32V105H31ZM45 107H46V111H48V106H46L45 105ZM52 107V106H51ZM50 107V109H52ZM96 107V106H95ZM151 107V106H150ZM184 107V106H183ZM195 107V106H194ZM27 108V110H28V106L26 107ZM38 108V107H37ZM41 107H39V109H40ZM136 108V107H135ZM143 108V107H142ZM182 108V107H181ZM191 108H193V106L191 107ZM43 109V108H42ZM41 109V110H42ZM106 109V110H107ZM130 109V108H129ZM132 109V108H131ZM147 109H148V107H147ZM157 109V108H156ZM195 110H196V108H194ZM17 110H18V108H17ZM22 110V109H21ZM38 110V109H37ZM36 110V111H37ZM41 110H40V112H41ZM72 110V112H70ZM138 110V109H137ZM161 110H159V111H161ZM188 110V111H187ZM194 110V111H195ZM254 110V109H253ZM262 110L264 111V109L262 108ZM20 111V110H19ZM24 111V109L22 110V112ZM26 111V110H25ZM31 111V110H30ZM45 111V110H44ZM82 111V110H81ZM110 111V110H109ZM155 111V110H154ZM153 111V112H154ZM233 111H234V109H233ZM258 111V110H257ZM263 111H262V113H263ZM21 112V111H20ZM31 112H33V109H32V111ZM30 112V113H31ZM39 112V113H40ZM43 112V111H42ZM114 112V111H113ZM124 112V111H123ZM162 112V111H161ZM253 112V113H252ZM259 112V111H258ZM258 112H256L255 111V113H258ZM29 113V114H30ZM37 113H38V111H37ZM109 113V112H108ZM134 113V112H133ZM132 113V114H133ZM160 113V112H159ZM185 113V114H184ZM25 114V113H24ZM32 114V113H31ZM34 114V113H33ZM32 114V115H33ZM45 115H46V112L44 113ZM118 114H122V112H119ZM131 113L129 114V115H132ZM136 114V113H135ZM153 114V113H152ZM151 114V115H152ZM155 112H154V116H155ZM182 114H184V115H182ZM46 115V116H47ZM81 115V114H80ZM88 115V116H87ZM98 115V114H97ZM134 115V114H133ZM150 113H149V111H146L144 114H142L140 117H137V115H136V117L135 118H137L138 120L139 119H143V120H145L147 117H149L150 118ZM156 115H158V114H156ZM166 115V114H165ZM237 115V116H238ZM260 115V114H259ZM30 116V115H29ZM28 115L26 116L25 115V117H29ZM33 116H36V112H35V114L33 115ZM32 116V117H33ZM39 116V115H38ZM101 116H104V113H102V115ZM106 117H111V118H113V114H112V112L111 113H109V114H107V115H105ZM128 116V115H127ZM135 116V115H134ZM153 116V115H152ZM153 116V117H154ZM169 116V115H168ZM7 117V113H5L4 112V110H0V127H1V129H3L4 130V128L6 129V130H10L12 127L8 124V121L7 120H2V118L3 119H5ZM39 117H41V116H39ZM42 117H45V116H43V114H42ZM88 117V118H87ZM92 117V116H91ZM91 117H90V120H91ZM95 117V116H94ZM98 117V116H97ZM130 116H128V118H129ZM163 117V116H162ZM246 117V116H245ZM244 117V118H245ZM263 117V116H262ZM36 118V117H35ZM101 118V117H100ZM124 118H125V116H124ZM131 118H133V117H130V119ZM152 118V117H151ZM158 118V117H157ZM264 118V117H263ZM40 119H42V118H40ZM45 119H47V118H45ZM45 119H43V120H45ZM95 119V118H94ZM127 119V118H126ZM125 119V121H123L122 120V122L121 121H119V122H117L116 124H115V126L113 125V127H114V129H110V130H113V131H115V133H116V130H115V128H117V131H120V132H130V131H132L136 126V119L134 120V121H132V119L130 120V119H128V120H126ZM156 119V118H155ZM154 119V120H155ZM161 119H163V118H161ZM165 119H166V117H165ZM168 119H169V117H168ZM260 119H262L261 118V116H260ZM27 120V119H26ZM25 120V121H26ZM33 120V119H32ZM42 120V123L44 122ZM138 120H137V122H138ZM246 120V119H245ZM259 120V119H258ZM46 121V120H45ZM100 121H101V119H100ZM159 121H160V119H159ZM196 122H197V120H195ZM194 121V122H195ZM239 121V120H238ZM237 121V122H238ZM241 121V120H240ZM263 121V120H262ZM38 122V121H37ZM91 122V121H90ZM105 122V121H104ZM107 122V121H106ZM157 122H158V120H157ZM175 122V123H176ZM196 122H195V124H196ZM213 122V124H214V120L212 121ZM219 122V121H218ZM218 122H216L217 123V125H220V124H218ZM222 122V121H221ZM244 122V121H243ZM246 122V121H245ZM46 123V122H45ZM110 123V122H109ZM114 123V122H113ZM159 123V124H158ZM157 124H156V122H155V124H156V129L155 130H153V132H152V139H153V141H154V146L156 147V150H157V152L158 153H155V154H152V155H150V156H147V159H145V164H146V168H148V167H150L151 166V170H147V175H146V181L145 182H139V180H138V178L136 177V175L137 174H140L141 172H142V166L141 165H137V153H138V151H139V149H138V147L134 150V151H132V152H130V153H127V154H123V155H120L119 156V161H120V164H119V167H116V168H114L113 169V171L112 172H110L109 171V169L107 168V166H108V164H109V162H110V156H109V151L108 150H112V151H118V152H121V145H122V142H123V140H125V139H123L122 140V138H120V137H118V136H121V137H124V135L121 133V135H118V136H116L114 133V138L115 137H118V139L120 138V140H117V138H115V140H113L112 139V137L110 136V135H107V134H109V133H107V134H102L101 135V133H102V131H100L101 133L99 134V136L101 135V138H100V140L98 139V138H96V139H98V142H97V140H94L95 142H97L96 144L95 143H93L92 141H90V143L93 145H95V146H93V147H91L92 145H90V147L89 148H86L83 152H85L86 153V155H87V159H88V162H91V163H94V164H96V165H99L101 168H102V170H101V173H99L98 175H94L91 171H90V169L89 168H87L86 167V159L84 158L85 156H83V154H82V161H80L81 159H75L76 157H74V158H72V156L71 155H69V156H71V163L69 162V164L71 165V167L70 168H72V170H73V172L76 174H79L78 176H79V178H77V177H72V175L71 176H65L64 178H58L53 172H51V173H48L47 175H45V177H44V179H45V182H47L48 184H49V187H50V190H49V194L52 196L51 198H49V200L51 199V200H53L54 202H56L57 204H58V206L59 207H65L68 203H77L78 205H91V206H94V207H96V210H97V214H98V216L100 217V218H102V219H105L107 222H110L111 220H110V218H112L113 216H119V217H121V218H124L125 216H126V209L125 208H123V207H120V202H121V200H122V198L123 197H127V200H128V210L127 211H129V213H130V215H133L135 218L137 217L136 215H137V209H136V207L137 206H140V207H142V209L145 211V213L147 214V219H146V222H143L141 225H144L145 224V228L142 230L143 232L144 231H147L148 229H150L149 227L150 226H148L149 225V223H150V219L152 218V217H155L156 219H158L159 220V222L160 223H158L157 224V226H155V227H162V228H165V227H167V226H169V225H171L173 222H174V219H176L177 217H181L182 215L181 214H178V213H176V211H175V207H176V205H177V203H179V201H180V199H181V197H182V200H183V202L181 201V203L180 204H182V205H184L186 208H188V214H190L191 215V219L190 220H187V221H183V223H188L187 225L189 226V225H194V226H191V227H186V229L184 228V229H182L181 231L179 230V231H177V232H174V233H169V234H165V235H162L161 237H155V238H150V239H146V240H144V241H137V242H132V243H130V244H125V242H123L124 244L120 247V249L121 250H123V251H137L138 253H140V256L141 257H145L146 255H152V256H155V255H157V254H160V253H162V252H164L166 255H171L173 252H175V250L177 249V250H179V251H176V252H184V246H185V244L186 243H188V242H192L193 244H194V246H195V248H198V247H200L204 242H205V240L207 239V240H209V237H208V234H207V231H206V229H203V225H200L201 223H200V219L202 218V217H196L197 215H198V213H199V206L198 205H196L198 202H200V203H206L207 202V196H205V195H203V194H199L198 193V188L200 187V188H202V189H204L205 191H207V192H209V193H211V192H214V193H225V192H228V191H234L235 189H237V184H238V179L234 182V180H232V177H234V176H236V173H235V170L236 169H234L235 167H231V163L232 162H235L236 160L235 159H228V157H227V159H226V157L225 158H223V156L225 155V156H231V154H230V152L234 149V146H233V143H234V141H235V137L233 136V139H231L232 138V136H230L229 138H230V140H228V144H227V142H226V147L224 148V150L222 151V154H224L223 156H222V158H221V163H216L214 166H213V168H216L215 169V172H216V174L214 175L213 174V172H210L207 168H206V166H204L205 164L204 163H198V154H200L201 152H203L202 150H199L198 148H199V143H197L198 145L196 146V149H198V150H196V153H197V155H195L196 156V158L193 160V161H196L197 163H193V162H188V156H190V154H191V146H189L188 145V142L187 143H183L182 145H178V143H175V144H173L172 146H170L169 144H170V142L169 141H166L167 139H166V137L164 138V135H163V126H164V123H165V120L162 122V123H160V122H158ZM172 123V122H171ZM223 123V122H222ZM226 123H227V121H226ZM225 123V124H226ZM228 123H227V125H228ZM242 123V122H241ZM240 123V124H241ZM260 123H261V121H260ZM260 123H258V124H260ZM34 124V123H33ZM44 124V123H43ZM110 124H112V123H110ZM139 124V123H138ZM143 124V123H142ZM146 124V123H145ZM166 124V123H165ZM185 124V125H186ZM209 124V123H208ZM224 124V125H225ZM42 125V124H41ZM45 125H47V123L45 124ZM70 127H69V126ZM101 125H103V123L101 124ZM171 125V124H170ZM193 125V124H192ZM215 125V124H214ZM227 125H226V128H227ZM234 125V124H233ZM236 125V124H235ZM39 126H40V123H39ZM38 126V127H39ZM63 126V127H62ZM107 126V125H106ZM109 126V125H108ZM137 126H139V125H137ZM148 126V125H147ZM174 126V125H173ZM176 126H177V124H176ZM223 126V125H222ZM228 126H230V125H228ZM243 126V125H242ZM245 126V129H247L246 128V125H244ZM256 126V125H255ZM261 126V125H260ZM112 127V128H113ZM140 127V126H139ZM144 127V126H143ZM184 127V126H183ZM231 127V126H230ZM257 127V126H256ZM263 127V126H262ZM30 128H31V126H30ZM40 128H42V126L40 127ZM39 128V130H41ZM44 128V127H43ZM43 128H42V131H45V130H43ZM46 128V127H45ZM49 128V127H48ZM109 128H111V127H109ZM149 128V127H148ZM171 128V127H170ZM175 128V127H174ZM174 128H171L169 131H172ZM182 128V127H181ZM180 128V129H181ZM193 128V127H192ZM212 129H213V127H211ZM218 128V127H217ZM229 128V127H228ZM242 128V127H241ZM252 128V127H251ZM108 129V128H107ZM176 129V128H175ZM178 129V128H177ZM179 129V130H180ZM184 129V128H183ZM188 129V128H187ZM223 129V128H222ZM232 129V128H231ZM243 129V128H242ZM244 129V130H245ZM248 129H249V127H248ZM264 129V128H263ZM30 130H32V129H30ZM46 130H47V134L48 133H51V134H55V133H52L51 131H50V129H47L46 128ZM102 130V129H101ZM144 130V129H143ZM179 130H177V131H179ZM191 130V129H190ZM211 130V129H210ZM216 130V129H215ZM224 130V129H223ZM230 130V129H229ZM254 130V129H253ZM1 131L2 130H0V133H1ZM134 131V130H133ZM176 131V130H175ZM175 131H173L174 132V134H176L175 133ZM184 131V130H183ZM185 131H187V130H185ZM212 131V130H211ZM220 131V130H219ZM231 131V130H230ZM232 131H233V129H232ZM247 131V130H246ZM249 131H250V129H249ZM255 131V130H254ZM38 132V131H37ZM163 132V133H162ZM214 132V131H213ZM217 133H218V131H216ZM215 132V133H216ZM221 132V131H220ZM225 132V131H224ZM227 132V131H226ZM260 132H262V131H260ZM260 132H259V134H260ZM38 133H41L40 131L38 132ZM37 133V134H38ZM56 133H58V132H56ZM97 133H99V132H97ZM112 133V132H111ZM136 133V132H135ZM230 133V132H229ZM250 133V132H249ZM248 133V134H249ZM33 134V133H32ZM43 134V133H42ZM46 134V133H45ZM86 134V133H85ZM96 134V133H95ZM116 134H118V132L116 133ZM128 134H133V133H128ZM127 134V135H128ZM173 134V133H172ZM180 134V133H179ZM182 134V133H181ZM187 134V133H186ZM232 134V133H231ZM237 134H238V132H237ZM240 134V133H239ZM246 134H247V132H246ZM258 134V133H257ZM34 135H35V132H34ZM34 135H31V136H33V137H30L31 139H30V141L28 142V144H27V149H28V154H30L29 156H28V154L27 155H24V164H23V171L24 172H27V173H29V174H33L35 171H34V169H33V163H34V160H33V157H31V153H30V150H36V148L38 147V145H40L41 144V141L42 140H38V139H35V137H36V135H35V137H34ZM60 135H59V138H60ZM89 135V134H88ZM136 135V134H135ZM150 135V134H149ZM193 135H194V133H193ZM192 135V136H193ZM245 135V134H244ZM45 136V135H44ZM54 136V135H53ZM93 136V135H92ZM96 136V135H95ZM133 136H134V134H133ZM189 136V135H188ZM195 136V135H194ZM214 135H212V137H213ZM222 136V135H221ZM221 136H219V137H221ZM50 137V136H49ZM61 137V138H62ZM78 137V136H77ZM85 137H87V134L85 135ZM98 137V136H97ZM132 137V136H131ZM139 137V136H138ZM138 137H136V138H138ZM183 137V136H182ZM186 137V136H185ZM196 137V136H195ZM210 137V136H209ZM215 137H218V136H215ZM43 138V137H42ZM51 138H52V136H51ZM55 138V137H54ZM89 138V137H88ZM132 138H135V137H132ZM174 138L175 137H173V140H172V142L173 141H175L174 140ZM189 138V137H188ZM72 139V138H71ZM86 140H87V138H85ZM128 139V138H127ZM127 139H126V141H127ZM176 139V138H175ZM186 139V138H185ZM192 139V138H191ZM214 140L213 141H215L216 140V138H213ZM220 139V138H219ZM218 139V140H219ZM263 139V137L261 138V140ZM53 140V139H52ZM58 140V139H57ZM56 140V141H57ZM72 140H74V139H72ZM71 140V141H72ZM84 140V139H83ZM86 140H84V141H86ZM90 140H93V138H90ZM117 140V141H116ZM129 140L131 141L132 139H130L129 138ZM134 140H136V139H134ZM133 140V141H134ZM169 140V139H168ZM190 140V139H189ZM188 140V141H189ZM217 140V141H218ZM48 141V140H47ZM55 141V140H54ZM55 141V142H56ZM60 141V139L58 140V142H56V143H60L59 142ZM61 141H64L63 140V138L61 139ZM67 141H69V140H67ZM82 141V140H81ZM121 141V142H120ZM171 141V140H170ZM210 141V140H209ZM65 142V141H64ZM70 142V141H69ZM88 142V141H87ZM169 142V143H168ZM47 143V142H46ZM50 144L52 143V142H49ZM62 143V142H61ZM71 143V142H70ZM69 143V144H70ZM89 143V144H90ZM211 144L210 145H213V143L214 142H210ZM216 143V142H215ZM218 144L220 143V142H217ZM55 144V143H54ZM54 144H51L52 146L54 145ZM72 144H74V142L72 143ZM89 144H86V145H89ZM152 144V143H151ZM3 145V143L0 141V147ZM51 145H49L48 143L46 144V146H44L45 148L44 149H42L43 151L41 152V157H42V159H40L41 161H43V163H47V165H46V163H45V166H51V164L50 163H52L51 162V160H50V157H48L49 155H48V153L50 154H52V152H51V150H57V148H54L53 149V147L55 146H51ZM61 145V144H60ZM84 146L85 147V145H84V143L82 142V144H81V146ZM148 145V144H147ZM209 145V146H210ZM221 145V144H220ZM262 145L264 146V142L262 143ZM41 146V145H40ZM57 146L59 147V145L57 144ZM57 146H55V147H57ZM67 146V145H66ZM75 146V145H74ZM73 146V147H74ZM80 146V147H81ZM153 146V145H152ZM262 146V147H263ZM72 147V148H73ZM77 147H79L78 145H77ZM76 146L74 147V149H76L77 148ZM154 147V148H155ZM208 147V146H207ZM216 147V146H215ZM64 147H63V145H62V149H63ZM82 148V147H81ZM221 148V147H220ZM59 149V148H58ZM74 149H71V150H74ZM78 149V148H77ZM83 149V148H82ZM166 149V152L164 153V155H163V157H161V158H159V156L161 155V154H163L162 152H163V150H165ZM212 149H214V147L212 146V148H211V150H209L208 148L207 149H205L204 150V152L202 153L203 155L204 154H206L207 152H209L210 151V155L211 156H213V153H212ZM218 149V148H217ZM41 150V149H40ZM60 150V149H59ZM58 150V151H59ZM63 150H65V149H63ZM63 150H60L61 151V153H57L58 155V157L56 156V161L59 163V165L60 166H62L61 168L64 170V169H66V167L68 166L69 167V165H67V163L68 162H66L65 163V168H64V165H63V163L65 162L64 161V155L62 154L64 151ZM79 150H81V149H79ZM148 150V149H147ZM151 150V149H150ZM220 150V149H219ZM69 151V150H68ZM74 151H77V150H74ZM55 152H57V151H55ZM66 152V151H65ZM71 152V151H70ZM78 152V151H77ZM145 152H147L146 150H145ZM214 152V151H213ZM217 152V151H216ZM262 153V155H264L263 154V151H261ZM74 153V152H73ZM73 153H72V155H73ZM79 153V154H80ZM193 153V152H192ZM39 154H40V152H39ZM75 154H78V153H74V155ZM80 154V155H81ZM145 154H147V153H145ZM215 154V153H214ZM220 154H221V152H220ZM35 155H36V153H35ZM73 155V156H74ZM79 155V156H80ZM39 156V157H40ZM216 156V155H215ZM36 157V156H35ZM37 157H38V155H37ZM40 157V158H41ZM218 157V156H217ZM220 157V156H219ZM263 157L264 156H262L261 158H259V160L261 159L262 161L264 160L263 159ZM21 157L20 156H17L16 158H14L13 159V161H12V165L14 166V168L19 164V162H20V159ZM85 160H84V159ZM37 159V158H36ZM52 159V158H51ZM127 159H129L130 161H131V165H132V167H133V170H134V172H136V175L135 174H132V175H129V174H127V171H125V162H126V160ZM206 159V158H205ZM204 159V160H205ZM217 159V158H216ZM67 161H68V159H66ZM83 160H84V162H83ZM212 160V159H211ZM219 160H220V158H219ZM207 161V160H206ZM215 161V160H214ZM200 162V161H199ZM205 162V161H204ZM219 162V161H218ZM236 162H239V161H236ZM42 163V162H41ZM212 163V162H211ZM240 163V162H239ZM245 163H247V167L249 168V170H250V180H254L255 179V177L257 176V172L259 171V172H262L261 170L264 168V161L262 162L263 164H262V167H260V169H258L257 170V172L255 171V169H254V166L252 165V164H250L249 163V161L246 159L245 160ZM49 164V165H48ZM44 165V164H43ZM208 167V166H207ZM197 168V169H196ZM203 168V170H201ZM69 169L67 168V171H68ZM72 170H71V172H72ZM193 170H199V172H201V173H203V175H201V177H202V179L204 178L205 180H206V182L208 181V180H210L211 178H213V179H215V180H217V181H219V182H226V183H228V184H226L227 186L225 187V188H222V187H224V186H219L217 183V185H215V183H211V182H207V183H203V184H201V183H198V182H196L195 181V179H194V177H193V175H192V172H193ZM201 170V171H200ZM64 171H66V170H64ZM66 171V172H67ZM196 171V172H197ZM65 172V173H66ZM198 176H199V174H197ZM201 179V180H202ZM203 179V180H204ZM200 180V181H201ZM202 180V181H203ZM41 181H42V178L41 177H38L34 182H31V184L30 185H32L35 189H38V188H40L41 187ZM15 183V178H14V176H10V179H9V181L6 183V187L7 186H10L11 184H14ZM220 184V183H219ZM171 186V187H173V189L175 190V193L172 195V196H170V197H165L164 195H162L163 194V191H164V189L166 188V186ZM221 185V184H220ZM224 185V184H223ZM195 186V187H194ZM223 189H225V190H223ZM84 190V191H83ZM225 191V192H223V191ZM227 190V191H226ZM222 191V192H221ZM180 194L182 195V196H180ZM1 196H2V193L0 192V199H1ZM245 196V195H244ZM59 197H62L63 198V200L62 201H60L59 202ZM223 199V194H221V196H220V200H222ZM98 200V201H97ZM100 200V201H99ZM241 201L243 202V208H247V210H245L247 213H245V216H246V219L248 220V222H249V224H251V223H254V221L256 222V220H258L257 219V217L259 218V217H261L260 215L262 214L261 212H264L263 211V209L261 208V210L259 209L258 211H257V209L256 208H260L261 206H263L264 205V191H259V189L258 188H256V189H254V191H253V193H251L250 195H247V196H245V197H242L241 198ZM36 203V204H38V203H42V200H38L36 197H32L31 199H28L26 202H25V205L27 206V205H33V203ZM109 202V203H108ZM208 203V202H207ZM10 209V208H9ZM107 209H110L109 211H107ZM254 209H255V211H254ZM244 212V211H243ZM92 215V213L91 212H85V217H89V216H91ZM111 216V217H110ZM255 219V220H254ZM24 220H25V223H29L30 222V220H31V215H27V216H25V218H24ZM254 220V221H253ZM47 218L45 217V219H44V221H43V223L40 225V227L38 228V231L40 232V234H42L45 238H46V241H47V244H50L51 243V241L54 239V237L57 235V231H47ZM2 223H4L7 227L10 225V223H11V217H6V218H4L3 220H2ZM65 223L66 222H64L63 221V219L62 218H60L59 220H58V222H57V227H56V229L55 230H60L61 228H63L64 227V225H65ZM182 223V222H181ZM196 225V226H195ZM250 226H253V225H250ZM130 229H131V224H129V223H127L126 224V227L124 228V229H120V228H118L116 231H115V238H116V240H120V241H124V240H128V239H130V237L132 236L131 235V232H130ZM155 229V228H154ZM166 231H168V230H166ZM163 232V231H162ZM221 232V231H220ZM20 233H21V231H20ZM161 233V232H160ZM6 235L7 236H10V233H9V230H7L6 231ZM217 236H215L214 238H215V240H213V241H211V243L213 242V244H212V248H211V250H212V254H211V259L209 258V261L210 260H214L213 261V264L215 263V264H233V260H234V256H235V238H234V235H232L225 243H223V241H221V244H214L215 242H219L220 243V240H218V238H219V235H218V237L216 238ZM133 239V238H132ZM131 240V239H130ZM214 245V246H213ZM14 246H16V243H14ZM32 246L34 247V244H32ZM12 249V248H11ZM181 250V251H180ZM183 250V251H182ZM13 251V249L11 250V252ZM13 253V252H12ZM25 254V253H24ZM194 254V253H193ZM192 254V255H193ZM191 258H193V260H194V255L193 256H190ZM213 258V259H212ZM212 261H210V262H212ZM120 262V264H133V262L132 261H129V260H126V259H122L121 261H119ZM243 264H249L246 260H244V262H242ZM241 263V264H242ZM0 264H2V262L0 261ZM161 264H172V261H170V260H168V261H162L161 262ZM173 264H175V263H173Z\"/></svg>","mask_w":264,"mask_h":264}]
</instances>
